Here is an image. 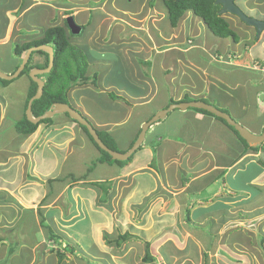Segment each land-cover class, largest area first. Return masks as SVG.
Returning <instances> with one entry per match:
<instances>
[{
	"label": "crops",
	"instance_id": "0c3cea01",
	"mask_svg": "<svg viewBox=\"0 0 264 264\" xmlns=\"http://www.w3.org/2000/svg\"><path fill=\"white\" fill-rule=\"evenodd\" d=\"M235 3L247 15L264 19V0H235ZM35 5L30 3L15 16L8 15L7 26L3 25L0 32V47L34 38L20 35L21 27L15 30L14 23H23V17ZM152 8L155 12V6ZM91 9L94 8L90 7L88 11ZM140 13L126 12L125 17L122 10L121 20L125 23V28L120 30L122 38L114 36L116 39L112 37L110 41L104 39L102 29L95 32L97 27L90 32L88 40L82 22L76 21L80 26L78 33H83L81 39L87 42L85 49L89 47L85 75L90 82L75 84L66 96L68 104L85 118L88 119L85 114L94 118L88 120L95 129L107 127L109 131L106 133L116 143L120 139L119 127L133 115L125 134L127 142L118 140L120 147L123 145L119 149L121 152L129 149L141 125L165 108L169 97L176 101L184 96L190 100L203 99L229 114L250 132L261 133L264 125V30L256 39L253 27L245 23L246 26L237 25L233 20L234 28L231 27L238 36L237 41L231 37L220 38L187 11L179 23L171 27L172 31L164 34L168 38L161 39L157 34L151 36V29L145 24L152 11L148 9L142 18L137 16ZM41 15L44 16V12ZM115 15L113 18H118V14ZM23 26L26 30L33 28ZM137 30L140 34L136 35ZM17 34L19 37L13 36ZM173 36L177 40L173 41ZM90 47L99 51L100 59L91 58L93 50ZM227 53L232 56L230 61L213 58ZM160 54L165 55L167 61H162ZM140 56L148 63L149 75L142 73L137 60ZM12 67H0V71L9 73ZM24 77L22 75L19 79ZM12 83L0 86V264H54L52 255L56 251L48 248L52 239L40 224L42 218L61 240L65 234H71L76 242L88 240L87 243L93 241L91 244L97 245L98 239L89 238L88 233L91 231L96 235L98 222L106 224L107 218L104 221V217L98 216L95 201L87 197L89 189L93 188L88 182L104 185L111 182L110 186H105L109 196L114 192V186H119V181L123 183L130 179L128 207L130 204L141 205L147 196L153 195L145 208H152L160 218L157 217L156 223H167L165 225L188 224L184 218V210L188 209L192 225L212 224L211 219H223L221 223L214 222L220 225V231L223 225L237 222L235 216L238 217L237 212L243 208L264 209L260 202L250 205L256 204L260 188H264V141L254 150L247 148L228 126L215 117L191 107L176 109L148 128L144 141L127 165L97 162L101 167L104 163V171L75 181L73 176H84L80 173L82 168L67 164L71 171L63 170L66 162H79L84 152H90L97 159L100 152L65 113L39 123L34 132L22 138L14 131L13 125L22 116L30 82L27 81L23 96L17 101L7 94ZM86 100L91 110L97 113L95 116L86 108ZM12 103H17L15 111L20 108L21 112L9 120ZM78 106H83V111ZM113 112L115 115L105 119V113L112 115ZM152 151L156 154L154 168ZM77 154L79 156H74ZM63 195H68L66 200L61 199ZM226 211H231V217L236 220L229 219ZM152 214L145 211L140 219L147 222L151 217L150 221L154 223ZM55 226L62 233H57ZM83 232L85 238L79 236ZM201 233H206V237L212 235L209 239L216 240L214 247L220 244L221 234L218 232L204 233L201 229ZM179 235L176 233L177 237ZM152 247L150 244V253L157 257Z\"/></svg>",
	"mask_w": 264,
	"mask_h": 264
},
{
	"label": "rangeland",
	"instance_id": "374dc122",
	"mask_svg": "<svg viewBox=\"0 0 264 264\" xmlns=\"http://www.w3.org/2000/svg\"><path fill=\"white\" fill-rule=\"evenodd\" d=\"M27 1L28 0H0V32L4 27L3 25L7 26L6 22L7 18H9L8 15L11 14L15 16L18 12L17 7L19 8L21 7V5H25V2ZM29 1H31V3L33 4H36V7L33 6L32 10L28 11L25 14V16L23 17L24 19L22 20L23 23H20L18 21L14 23L15 30L21 27V32L19 33L22 36L25 35V37H36L38 33L40 34L42 32V29L53 24L66 23L67 25V20L69 19V17H71L76 24L82 22V28L86 29L85 35L88 36V40L89 36L91 37L90 32L95 27H97L95 29V32L100 29L103 30V37L104 39H107V41H110V38L112 37L113 39H116L114 36H119L120 38H122V33L120 32V30L125 26V23L121 20V16H123V14H121L122 10H124L125 12V17H127L126 12L133 13L135 11H141V13L137 16L142 18L143 14L144 16L147 15L146 12L148 9H150L152 13L145 24L150 27L151 36H156L157 34L161 39H167L168 36H165L164 34L170 33L172 31L170 25L168 24L166 8L164 7V4L162 2L163 0ZM23 2L24 4H22ZM43 3L47 4L41 7L40 5H42ZM153 6H155L156 8L155 12H153ZM90 7H93L94 9L88 11ZM14 8H16L17 11L14 10ZM41 12H44V16L41 15ZM68 12L73 13L70 14ZM115 14H118V18L116 19L113 18V16H116ZM83 16H86L85 19L83 18ZM221 16L225 17L230 22L232 27L233 20L237 25L246 26L237 17H233L234 15L232 14L226 13L222 14ZM18 19L19 18H17V20ZM25 24L28 27L32 26L33 28L26 30V26H23ZM137 34H140V31L137 30L136 35ZM13 36L19 37L18 34ZM82 36L83 33H72L71 36H69V41L71 44L75 45L78 48H80L81 46L83 58L88 62L89 47L85 49L87 42L81 39ZM131 37L132 36H129L128 38ZM175 39L177 40V38L173 36L172 40L174 41ZM92 41L95 40L93 39ZM9 46L10 45H2V47H0V67H9L18 61L17 57L13 56V54L11 53V49ZM90 48L93 50L91 52L93 55L91 58L100 59V55H98L99 51L93 47ZM94 52L97 54H95ZM172 54L175 55V53ZM165 55L160 54V58L162 59V61H167L165 59ZM131 59H133V57H131ZM137 60L140 63L143 75H149L150 71L147 67V62H144V59L141 56L137 58ZM24 75V79H19L20 76L14 78V81H11L13 82L12 87H8L9 90L7 94L14 101L22 98V94L26 88L25 84H27V81H29V76L26 74ZM60 83L63 84L64 81H61ZM75 94H78V92H76ZM15 107L17 108V103H12L10 112L8 113L9 118L7 119L11 120L12 117H17V114H20V108H18L19 110L15 111ZM82 108L84 107L82 106ZM82 108H79L78 106V109L80 111H83ZM86 108L91 111L92 116H95L97 114L94 112V110H91L88 100H86ZM24 111L26 112V110ZM172 113H174V111H171V114ZM113 115H115L114 112L112 113V115H109V113L104 114V116L106 117L105 119H108ZM85 116L88 117L89 120L92 119L88 114H85ZM130 116L131 118H128L124 125H121L119 127L118 133L120 139L118 140H120V142L122 140L123 142H127L126 140L128 136H125V134L132 124L131 119L133 115ZM96 119L99 120V117H96ZM99 130H101L104 135H107L108 133L106 132L109 131H107V127L99 128ZM118 140L117 143L114 142V146L117 149L116 151L121 152L119 149H122L121 147L123 145L120 147L121 143H118ZM47 146L48 148H50L49 146H51V144L48 143ZM76 150L78 151L79 148H77ZM79 154L74 156H79ZM154 154L155 151H152L151 157H153V159L151 160V164L153 168L156 167V161L154 160V156L156 154ZM57 156H59L58 153ZM94 158L95 157H93L90 152H84L82 158L78 160L79 162H76L75 160H72V162L67 161L65 166H63V170L71 171L69 167H67V164H70L71 167L75 165L79 169L82 168V171H80V173L86 178L90 176H96L95 174L100 173L101 170L104 171L106 167L103 165L104 163L101 164L102 167L99 165L100 163H96L92 171H88L90 165L96 160ZM75 162L76 164H73ZM127 162L128 159H123L120 161V163H118V165L125 166L128 164ZM110 166L115 167V165ZM95 168L97 169L95 170ZM72 179L77 178L73 176ZM119 182V186H114V192L109 196H106V199L103 201H101L103 189L98 187L99 190H96L97 187H94L96 186V184L94 182H88V184L92 185L93 188L91 187L92 189H89L90 194L87 197L90 200L93 199V201H95L98 216L101 219L104 217V221L107 218V223L105 224V222H98V231L96 235H94L91 231H89L88 233L89 238L92 237L93 239H98L97 245L91 244L93 241L91 243H87L86 241L88 240L85 239V243H81L79 241L76 242L71 234L67 236L64 233L65 236L62 235L63 238L60 241L67 246H73V250H66L64 257L61 259H58L57 254L53 252V254H55L52 255L54 256V264L56 262L57 264H87L85 262L86 260L88 262H91L92 264H264V209L254 208L253 210H250L251 206H247L246 208H243L244 210H242L241 212H237L238 217L235 216V218L238 219L237 222H230L229 224L223 225L222 230L220 231H218L220 225H215L214 222L216 221L217 223H221L223 219L219 221H217L216 219H211L210 221H212V224L204 225H192L191 223L185 225L181 224L180 226H176L170 223H168V225H165L167 223H156L158 216L153 213L152 208L149 209L147 208L148 206L145 208L147 201L152 198L153 195L151 197L150 195L147 196V198L144 200L145 202L141 205L137 206L130 204L128 207L129 200L127 199V194L131 186V180L128 179V181H124L123 183L121 181ZM76 185L80 184L76 183ZM82 185L84 184L82 183ZM105 185L110 186L111 182H108ZM260 190L261 191L259 193V196L258 198H256V204L251 203L250 205H258V203L260 202V204H263L262 207L264 208V188H260ZM91 192H93L94 194H91ZM96 192L97 194H95ZM67 197L66 195H63L61 199L66 200ZM152 203L153 199L150 204ZM141 209L143 210L140 211ZM145 211L146 213H153L152 216L155 219L154 223H151V217L148 218L147 222H145V220L143 219V221L140 219V216H142V213L145 214ZM66 213L67 212H65V214ZM230 213L232 212L226 211L225 215H228L229 219L231 218L233 220H236L235 218H233V216L231 217ZM221 214L222 211L218 215L220 216ZM158 215L160 216V214ZM82 216L85 217L86 214ZM139 220H141V222H138ZM55 228L57 233H62L60 230H58L59 228L57 229L56 226ZM164 228L165 230L163 231ZM201 229L204 231V233L205 231L208 232L212 230L213 232L216 231L221 234V239L219 240L220 244H217L214 247L216 240H210L209 238H211L212 235H207L206 237V233H201ZM124 230H128L131 234L136 235L139 239H131L121 243L120 245H116L113 242H108L112 238L116 237L119 233H123ZM193 232L198 234L195 235ZM176 233L180 235L177 237ZM84 234L86 233L83 232L79 236L85 238L86 236ZM146 241L152 244V249L157 255V257L154 256V261L152 262L143 261L141 259L144 256V242ZM50 243H52V241H50L49 244ZM189 243H192L190 251L187 250V246ZM49 247L51 246H48V248ZM52 249V251H63V248L56 243L53 245ZM80 256L84 257L86 260L80 259ZM205 256L206 258H204Z\"/></svg>",
	"mask_w": 264,
	"mask_h": 264
},
{
	"label": "trees",
	"instance_id": "16d2710c",
	"mask_svg": "<svg viewBox=\"0 0 264 264\" xmlns=\"http://www.w3.org/2000/svg\"><path fill=\"white\" fill-rule=\"evenodd\" d=\"M29 2L31 3V1L28 0L27 2H25V5H21V7H19L18 9V12H20L28 4H30ZM162 2L164 4V7L166 8L167 20L170 27H175L179 23L181 18L184 16V14L187 11H190L192 12L193 15L198 17L207 26V28L214 36L220 38L231 37L234 41H237L238 36L236 32L231 27L229 21L218 13L220 9V5L215 4L214 0H163ZM22 4H24V2ZM70 14H72V12ZM71 34L72 33L68 28V26L66 25V23L53 24L42 29V32L38 36L30 40L12 42L7 44L10 45L9 47L11 49V53L13 54V56L17 57L18 59V61L15 64H13V67L9 71V73H13L18 68V66L22 61V57L24 56L25 51L28 48L39 45H49L53 48V56H54L53 67L48 73L40 75V78L42 77V79L44 80L43 93L39 98L34 99L31 103V114L33 116L41 115L55 103L67 102L66 96L68 95V92L73 88L75 84H79V83L86 84L90 82L89 81L90 78L85 75L87 68V61L84 60L81 49L70 43L69 36H71ZM47 64H48V54L45 51L42 50L33 51L31 52L24 68L17 77L22 76L24 74L28 75L29 71L32 68H44L47 66ZM12 80L13 79L6 80L0 78V86L4 87ZM29 81H30V85L28 88L25 104L23 106L24 108L22 109V116L13 125L14 131L20 133L22 135L21 136L22 138L34 132L39 123L48 122V120H51V118H45L37 123H31L27 119L24 110L27 106V102L29 98L35 93L37 86L36 83L30 77H29ZM61 81L62 82L64 81V83L61 84L60 83ZM92 81L93 83H95L94 78ZM179 101L186 102L191 100L190 98L184 96ZM179 101H176L173 98L169 97L168 102L165 104L164 107L166 108L169 104L177 103ZM200 101L206 102L203 99H201ZM190 109L211 115L216 119L220 120L237 135V137L240 139V141L243 143L245 147L254 150L255 146L247 144V142L238 134V132L234 129V127L229 125L224 119L217 117L212 113L203 109L192 108V107ZM65 115L68 118H70L67 113H65ZM70 120L83 130V132L86 134L90 142L100 152V156L90 165L88 171H91L97 162L100 163L107 162V163H116V164L120 163L121 160L112 159L111 156L106 151L100 149L97 146V144L93 141L92 137L89 135L85 126L80 125L77 121L71 118ZM159 120L160 119H158L157 121ZM139 131L137 132V135L135 136L134 140H136ZM96 132L99 138L108 148L114 151L117 150L116 147L114 146V140L110 135L108 134L104 135L102 131L99 129H96ZM134 140L132 141V143L134 142ZM132 143L130 144V146L132 145ZM133 153L130 155V157L127 158L128 160L131 158V156H133ZM79 179H85V176H82L81 178H77L75 179V181H78ZM94 183L96 184L95 187H100L101 189H103L101 201L105 200L107 196L106 193L108 191V189H106L105 187L106 185L102 184L101 182H94ZM184 218L187 223H190L188 209L184 210ZM42 219L40 221V224L42 227L47 229L49 238L52 239L51 241L53 244L50 243V246L53 248V245L56 243L60 247H62L63 248L62 252L55 249L54 250L56 251L58 259L63 258L65 255V251L69 249L72 251L73 247L63 244L60 241L61 240L60 235L55 234L51 230L50 226L46 225L44 223V220ZM131 239H139V238L136 235L131 234L128 230H124L123 233H119L116 237L112 238L108 242H113L116 245H120L121 243ZM144 246H145L144 256L141 259L147 262L153 261L154 257L152 256L149 250L150 243L146 241L144 242ZM51 247L49 248V250L52 251L53 249ZM187 247H188L187 250L190 251L192 247V243H189ZM204 258H206V256ZM80 259L86 260L82 256H80ZM4 262H6V260H4ZM85 262L87 264H92L87 260Z\"/></svg>",
	"mask_w": 264,
	"mask_h": 264
},
{
	"label": "water",
	"instance_id": "95a60500",
	"mask_svg": "<svg viewBox=\"0 0 264 264\" xmlns=\"http://www.w3.org/2000/svg\"><path fill=\"white\" fill-rule=\"evenodd\" d=\"M215 4L220 5V9L218 13L220 15L222 14H232L236 16L240 21L245 23L246 25H249L255 29V38L258 39L261 32L264 30V19H259L253 16L247 15L244 10H242L236 3L235 0H215ZM67 26L70 29L72 33H78L80 31V26L76 24L71 17L67 20ZM36 50H42L45 51L48 54V64L44 68H32L28 76L36 83V90L35 93L29 98L26 106V117L31 123H37L42 119L45 118H51L56 114L59 113H67L68 116L77 121L80 125H83L86 127L89 135L92 137L93 141L97 144V146L106 151L112 159L115 160H123L130 157V155L136 151L142 144V142L145 139V134L148 130V128L158 119H162L165 117V115L168 112H171L175 109L185 110L186 108L192 107V108H199L206 110L213 115L220 117L224 119L229 125L233 126L234 129L238 132V134L247 142V144L256 146L264 141V125L262 128L261 133L254 134L250 132L247 128H245L243 125L239 124L237 121H235L229 114L221 111L216 106L200 101V100H191V101H182L177 103L169 104L166 108H163L157 112H155L147 121H145L141 125V129L139 131V134L136 138V140L133 142V144L130 146V148L124 152L114 151L110 148H108L102 140L99 138L96 129L93 127V125L89 122L87 118H85L79 111H77L75 108H73L70 104L64 103V102H58L53 104L48 110H46L44 113H42L39 116L33 117L31 114V103L34 99L39 98L43 93V85L44 81L40 78V74H46L48 73L51 68L53 67V48L49 45H39V46H32L28 48L25 51L24 56L22 57V61L18 68L13 73H4L0 71V78L11 80L16 78L19 73L24 68L31 52Z\"/></svg>",
	"mask_w": 264,
	"mask_h": 264
},
{
	"label": "built area",
	"instance_id": "2783aa9c",
	"mask_svg": "<svg viewBox=\"0 0 264 264\" xmlns=\"http://www.w3.org/2000/svg\"><path fill=\"white\" fill-rule=\"evenodd\" d=\"M188 42H190V40H188ZM231 55L229 53H227L226 55H223V54H217V55H214L213 58L215 60H220V61H230L231 60ZM256 65V64H254Z\"/></svg>",
	"mask_w": 264,
	"mask_h": 264
},
{
	"label": "flooded vegetation",
	"instance_id": "af4514ba",
	"mask_svg": "<svg viewBox=\"0 0 264 264\" xmlns=\"http://www.w3.org/2000/svg\"><path fill=\"white\" fill-rule=\"evenodd\" d=\"M64 103H68V101L67 102H64ZM73 107V106H72ZM73 108H75V107H73ZM76 109V108H75ZM77 110V109H76ZM78 111V110H77Z\"/></svg>",
	"mask_w": 264,
	"mask_h": 264
},
{
	"label": "bare ground",
	"instance_id": "6f19581e",
	"mask_svg": "<svg viewBox=\"0 0 264 264\" xmlns=\"http://www.w3.org/2000/svg\"><path fill=\"white\" fill-rule=\"evenodd\" d=\"M42 79V78H41ZM44 81V80H43Z\"/></svg>",
	"mask_w": 264,
	"mask_h": 264
}]
</instances>
